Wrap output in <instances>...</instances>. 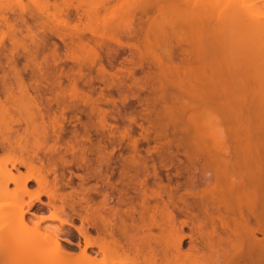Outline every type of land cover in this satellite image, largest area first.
Here are the masks:
<instances>
[{"label": "bare ground", "instance_id": "1", "mask_svg": "<svg viewBox=\"0 0 264 264\" xmlns=\"http://www.w3.org/2000/svg\"><path fill=\"white\" fill-rule=\"evenodd\" d=\"M61 1L65 3V6L57 1L61 6L56 7L57 2L47 0L50 6V2L54 4L52 7H56V12L59 11L58 8L61 10L64 6L62 13L56 14L58 16L62 14L60 16L62 19L60 18L59 21L63 28L75 25L74 29L69 27L65 32H61L62 28L55 30L56 26L50 24L48 15L53 13H44L42 10L45 7L40 8L41 10L33 8L28 11L20 8L0 12V26L4 25L7 28L5 31L0 30V43L5 36L10 43L7 54L3 55L0 52L2 54L0 56L6 57L8 61L4 64L6 66L8 64L11 72L8 74L2 69L3 74L0 75V106L2 105L0 115L10 117L11 114L7 115L6 111L12 109L8 113L13 112L12 116H16H13L14 118L11 116L8 122L9 119L6 120L8 117L3 115L4 123L13 121V126H16L6 124L3 126L7 129L9 128L7 125L10 126L8 130L0 128L1 132L7 130V133L0 134V151L7 154L5 163L10 165V168L4 169V174L0 178V201L9 199L13 204L26 206V209L19 207L15 213H11L13 220L26 226V215L37 216L31 211L35 203L46 207L50 212L49 215L39 216V221L34 224V227L38 229L39 223L43 221L57 222L58 225H53L44 245L50 247L54 254L60 255H69L74 251H72L74 246L80 251L82 260L87 264H138L141 262L143 264H264V16H258L252 0H246V3L248 2L246 5L243 0H220L225 3V7L218 15L217 0H182L183 2L181 0H143L142 2L138 0L140 3L137 1L135 3L137 5H134L123 19L117 18L122 24L117 23L118 21L116 22V18L114 19L111 14L113 9L115 11L122 6L123 0H117V4L111 5V8L107 5L110 1L113 4L115 0ZM118 1L122 3L120 6ZM47 2L45 4L48 6ZM37 5L39 7L40 3ZM116 6L117 9H115ZM53 10L55 9L51 11ZM102 10L104 16L111 15L105 16L107 20L103 16L106 21L103 17L100 18L105 25L102 27H106L105 30L101 27L102 29L98 32L99 25L91 30L92 23L89 25L87 21L93 16L97 17L96 20L93 17V21L97 23L101 21L98 19V14ZM88 17L90 19L86 20V23L81 21ZM91 20L90 22H93ZM124 20L126 21L122 22ZM79 22L80 24L82 22L81 25L87 24L89 31L82 26L78 28ZM100 23L102 24V22L98 24ZM165 25L176 26L190 33L194 38L193 43L187 48L178 44V47L182 46L178 50L176 45L168 44L167 47L161 43L159 50L164 46L160 51L162 53L155 44L154 52H157L154 56L153 49H150V52V47H146L153 44H149L150 41L147 40L153 33L154 27L163 33L162 29ZM148 34L150 35L147 36ZM83 39L89 41L84 43ZM82 40L85 46L93 42V46H87L89 47L87 51L90 53L89 65H97V68H94L97 77L90 78L91 76L88 75L90 78L88 80L91 84L95 79L99 80L106 90L115 87L119 95L117 102L123 103L121 106L125 105L129 97L138 98V93L136 94L138 90L153 94L147 104L150 102L154 104L156 94L153 92L159 90L164 95L165 86L175 83L176 92H169L170 94L167 93L166 96L173 101L177 115L172 107L170 108L172 111L166 108L174 112V116L168 112V109L164 112L167 115L171 114L170 117L167 116L170 120L175 116L180 117L179 119L184 115L187 117H185L186 121L179 123L180 125L172 124L173 134L180 133L186 136L191 132L193 142L198 141L196 143L198 144L200 137L195 133L198 127H196L194 112H203V110L207 112L206 109H212L211 112L214 113L213 109L217 111L218 106L227 123L231 125V138L229 141L224 139L220 142L217 158H200L184 151L185 161L176 158L184 173L179 171L180 165H175L172 158L165 161L160 159L157 163L161 166H174L172 168L176 169L175 174L165 175V183L156 170L151 175L120 173L117 177L119 182L137 180L140 190L136 189V191L132 188L135 192L133 196L129 194L132 189L130 191L128 188L117 189L109 185L110 175L102 172L97 176L102 186H98L97 183L90 188L76 189L68 186L70 189L68 188L69 191L65 192L66 185L62 184L65 181L62 182L63 170L66 168L64 166L71 164L75 153L83 147L77 145L78 141H75L78 142L77 144L72 141L75 135L64 140L62 124L67 110L65 105H69V102L62 101L63 93L60 94L59 90H62L60 84H63L61 83V76H63L67 79L66 82L72 83L70 86L75 92L76 82L74 83L72 78L77 79V76L73 75L76 74L75 70H78L81 62H78L77 69L72 67L74 68L72 70L70 67L69 70L63 71L60 65H63L70 56L67 58L66 55L61 56L62 52L59 50L62 48H59V44H63L66 48L71 45L70 48H73L76 47V45L72 46L73 43L80 42L82 45ZM142 41L149 44H145V49L141 46ZM119 48L129 49L131 54L122 61L131 66L126 67L125 63L123 67L119 66L116 71L111 72L114 60L120 56ZM218 54L221 55V59L217 62ZM149 55H151L150 58ZM19 56L25 60L21 68L17 67L16 59ZM74 63L77 62L74 61ZM1 65L3 63H0V70ZM83 65L88 66L87 63ZM142 66L147 67L148 71H144L143 79L136 78L134 70L136 67L141 69ZM80 70L77 71V75ZM27 71H29L28 79L23 76V73ZM173 73L177 79H173ZM178 73L182 77H179ZM81 74L84 73L81 72ZM84 75L87 76V74ZM126 78H131L130 85L125 84ZM79 80L77 79V82ZM88 80L86 78V81ZM90 82L87 83L91 87ZM76 85L78 89V83ZM92 88L89 89L91 92ZM16 90L19 95H16ZM104 92L100 89L99 94L97 93L96 98L93 99L91 98L93 93L90 94L91 97L88 95L90 92L85 93L91 98L88 100L92 104L88 106L91 108H89V114L97 117L102 128H108L105 118L109 111L99 108V103L112 104L114 107L116 98L113 99V95L103 94ZM21 101L26 104L23 105ZM60 101L66 103L64 107ZM145 101L148 102V99ZM196 104L197 107H195ZM4 105H9L11 108L9 106L4 108ZM21 111L24 114L26 111V115L24 116ZM187 111H191L190 114ZM23 117L27 118L21 120L22 124L19 120ZM73 119L70 117V120ZM88 122L91 121L88 120L87 124ZM20 125L24 127L20 129ZM33 138L36 141L31 140ZM29 139L32 142H38V144L34 142L38 148L34 144L35 149ZM78 147L81 148L78 149ZM85 149L87 148L84 147L80 151ZM68 154L71 155L70 160L65 159L68 156L64 155ZM83 160L84 163L86 162V166L83 167L87 168L88 165L89 168V161H85V158ZM19 168H24L26 172L22 173ZM59 169H62V172ZM180 178L183 179L182 182L179 181ZM148 180H152L155 189L147 188ZM31 182L38 185L39 189L35 193L29 192L28 186ZM10 184H13L14 188L9 189ZM180 184L183 185V192L176 196ZM108 186L112 192L107 191ZM24 195L28 196L27 201H24ZM164 196L166 200L163 199ZM41 197H45L47 201L42 202ZM98 197L100 201L95 204ZM150 201L154 204L150 205ZM179 216L184 218L179 219ZM75 219L79 220L80 225L75 224ZM161 223L168 224L170 237L168 241L162 237H159L161 239L159 240L158 235L155 238L154 233H151L152 229L161 231ZM184 227L189 229V233H184ZM74 232L78 234L82 244L80 240L73 243ZM258 234L261 237H258ZM186 238L189 246L187 250L182 251ZM61 241H64L66 245ZM28 245L26 251L30 258L26 257V261H29L27 263L43 264L41 262L44 261V257H42L41 249L44 245L36 244L32 239ZM145 254H149L150 259L145 256L148 259L136 261L135 257ZM98 255H102L103 258L99 260ZM120 255H124L125 258L118 259ZM2 259L3 255L0 252V261Z\"/></svg>", "mask_w": 264, "mask_h": 264}, {"label": "rangeland", "instance_id": "2", "mask_svg": "<svg viewBox=\"0 0 264 264\" xmlns=\"http://www.w3.org/2000/svg\"><path fill=\"white\" fill-rule=\"evenodd\" d=\"M54 1L55 2H57V1L62 2L61 0H54ZM116 1L117 0L113 1V4H112V1H110L109 4L107 5V7L111 8L112 7L111 5H114V4L116 5L117 4ZM137 1L138 0H123V2H122L123 4L118 1L119 2L118 6H120V3L122 4V6H120L119 8L116 6L115 9H117V8L118 9L115 10V11L113 9L114 7L112 8L113 11L110 9V12L112 11L111 15L113 16V18L114 19L116 18L115 21L117 20L118 22L117 21L116 22L119 23L120 20H118V19H123L126 16L127 12L130 11V9L134 8V5H135V3ZM142 1L143 0H141L140 2H142ZM243 1H244V5L248 4V2L246 3V0H243ZM45 2H47V0H45V1L44 0H0V12L1 11L2 12L3 11H7V10L9 11L10 9L11 10H14V9H18L19 10L20 8H24V9H27V10L28 9L31 10L33 8L34 9H36V8L43 9L45 7L42 10L44 13L45 12L50 13V14L53 13L55 15L54 18H53V16H54L53 14L48 15L49 18L51 17L50 19L48 18L49 21L51 20L50 24L52 23V25L54 24L53 25L54 27L56 26L55 30L56 29L59 30L58 28H62L64 31L62 30L61 32H65L66 30H68L69 27L70 28L73 27V26H69V27L67 26L68 28H65V27L63 28L62 23H60L61 21H59L60 18H61L60 16L62 14L60 16H58V15H59V13H62V11L64 9L63 8L65 6L64 2L61 3L62 5L64 4V6L61 8V10H60V8H58L60 12L57 10L58 15H56L57 14L56 7L61 6V4H58V2H57L56 7L55 6L52 7L54 4L52 5V2H50V4H51V6H50L49 3L47 2L48 6L51 8V10L55 9L52 12L51 10H49L50 8L47 6V4H45ZM72 2H73V0H72ZM39 3H40V5L38 7L37 4H39ZM42 4H45V5L41 6ZM252 4H253V7H254V10L259 14L258 16H260V17L264 16V0H252ZM224 7H225V3L223 1L217 0V15L222 12ZM103 12H104L103 10L100 11V13H99L100 15L98 14V19H100L101 17L104 16ZM107 12H108V10H107ZM11 15L13 16V14H11ZM108 15H105V16L107 17ZM111 15H109V16H111ZM57 16H58V18H57ZM90 17H92V16H90ZM93 17L95 18V16H93ZM93 17L91 18L92 20L88 17L87 19L83 18L81 21H84L83 23H86V20H88V19L93 21V19H94ZM105 18H104V20H105ZM96 19H97V17L95 18V20ZM48 20H47V22H48L47 24H49ZM90 20L87 21V24L90 25L92 23L91 24V28H92L91 30H93L94 27L97 28L98 25H99L98 28H97V29H99L98 32L102 28H104V27H102L104 25L103 20L100 19L101 21H99V22H102V24L101 23L98 24L99 22L97 23L96 21H93L94 23L95 22L97 23V25L95 23L96 26L94 25L93 22H90ZM106 20H107V18H106ZM125 21L126 20H124L122 22H125ZM88 22H90V23H88ZM29 24H30V21H29ZM55 24H58V25H55ZM81 24H82V22H81ZM81 24H80V22L77 23L78 28H82V27H84L83 29L89 28V26L87 27V24H85V25H81ZM120 24H122V23L120 22ZM52 25H49V26H52ZM53 26H52V28H53ZM80 26H82V27H80ZM74 27H75V25H74ZM74 27L72 29H74ZM105 28H104V30H105ZM154 28L152 29L153 33L151 32L152 34H151L150 38L148 37L149 38L148 40L145 38L147 41H150L149 44L150 43L153 44L152 45L153 48H151L152 46H146L145 45V44L148 43L147 41H145V39H143V40L145 42H147V43L142 41L144 43V45H143V43L141 44V46H143V47L144 46H146L147 48L150 47L149 51H150V49H153V55H154L155 52H157V51L154 52V50L156 49L155 47L158 46V50H159V45L161 43H164L165 45H167V47L169 46L168 44H170L171 46H175L176 45L177 47H178V44H180V45H182L185 48H187V46H189L190 44L193 43V39L194 38L192 37V35L190 33L184 32L183 30L177 28L176 26L165 25L163 27V29H162L163 33H160L158 28H156V27H154ZM6 29L7 28L4 25L0 26V30L1 31H5ZM80 30H82V29H80ZM105 33H106V31H105ZM148 33H149V31H148ZM23 34H24V30H23ZM85 34H87L86 36H88L87 32ZM149 35L150 34H148L147 36H149ZM89 37H91V35ZM83 40H84V43H86L85 41H89V40H86V39H83ZM83 40H82V45H81L80 42L76 41L78 43H73L72 44V46L76 45V47L70 48L71 45H70V47L68 46L70 49L68 47H67L68 48L67 49L63 44L58 42V43L61 44V45L59 44V48L60 49L62 48L61 49L62 51L59 50L60 52H62L61 56L64 57L66 55V58L68 56H70V58L68 57L66 59V61L63 62V65L62 64L60 65V67L62 66V68H63L62 70L63 71L69 70L70 67L71 68L75 67V69H77L78 66H79V63L81 62L78 70H75L76 74L73 75L74 73H72L73 76H77L78 80L80 79L77 82L76 77L72 78V79H74V83L76 82L75 83V92H77V94L74 92V90L70 86V85H72V83L69 84L70 82L69 81L66 82L67 79L64 78L63 76H61L62 77L61 83H63V84H60V86H61L60 89H62V90H59V92H60V94L63 93V97L64 98L60 95L61 96L60 99L63 98L62 101L65 100L66 103H67V100H68V102H69L68 103L69 105H67L66 103H65L66 104L65 105L64 102L60 101L62 107H64L63 105L67 106V108H66L67 110L65 111V121L62 124V127H64L63 128L64 130L62 129V131H63L62 134L65 136L64 140H67L68 137L70 139L71 136L73 137V135H75V137H73V138L71 137L72 141H74V142L78 141L79 143L78 142H75V143L76 144L78 143L77 145H80L81 147H83V148L78 147V149L81 148V149H79V151L84 149V147L87 148V149L89 148V150H87V149L83 150L84 153H80V152H83V151H80V152L78 151L77 153H75L74 156H75L76 159L77 158L78 159L76 160L74 158V156H73V159H72L73 163L71 162V164L64 166L66 168L61 167L62 169L63 168L65 169V170H63V174L64 175H63V180H62V182L65 180L64 181L65 183L64 182L62 183V184L66 185V186L64 185L65 186V188H64L65 192L68 190V188L70 186H73L76 189L90 188L93 185H95L96 183H97L98 186H100V185L102 186L100 180L97 178V176H98V174L100 172L110 175V180H109L110 184L109 185H111L113 187L115 186L117 189H121V188L127 189L128 188L129 191H130L133 188L134 190H136V189L140 190L138 182H137L136 179H132V181H130V182L129 181L119 182V181H117L118 175L120 173H122V172H125V173L130 174V175H135V174H140V175H142V174H150L151 175V174H153V171L156 170L157 171L156 173H158L160 176H162L163 183H165V180H164L165 179V175L166 174H170V175L175 174L176 169L172 168L174 166H172V167H163V166H161L160 163H157L160 159L165 161L168 158H172L174 160V164L175 165H177V166L180 165L179 166L180 169L178 168L179 171L184 173V171L182 170L181 164H178V160L183 159V161H185L184 151H187L188 153L195 154V155L199 156L200 158L201 157L202 158H208V157L217 158V150L219 148L220 142L222 140H224V139L229 141L230 138H231V125L229 123H227V121L225 120V118L223 116V113L221 112V110L219 109L218 106H217V111H215L213 109L214 113L211 112L212 109H206V108L205 109L207 110V112L204 111V110H203V112L202 111L201 112L199 111L197 113L194 112V115L196 117L195 121L197 123L196 127H198V128H196L197 131L196 132L194 131V132L197 133L196 135L198 137H200V139H199L200 142L198 144H196L198 141L196 143L193 142L192 137H191V132H189L188 135L186 134V136L181 135L180 133L173 134L172 131H171L172 124L176 123L177 125H180L179 123L186 121L185 117H187L186 115H184V116L181 115L182 118L179 119L180 118L179 117L180 114H179V116H178L179 118H177V116H175L173 119L171 118L172 120H170L168 118L171 115L170 113H172L173 114L172 116H174V112L176 113V111H177L176 108L174 110V107H173L174 104H172L173 101L169 100V96H168V99H167V96H166V95L170 94L171 92L172 93L176 92V86L174 85L175 83H173V84L170 83V84H167L166 86L164 84V86L166 87V92L164 91L165 92L164 95H162L159 90L156 91L157 93L153 92V93L156 94V96H155L156 98L153 96L155 98V100H156V103H154L155 105L152 104L151 102H150V104H147V103H149L150 96L153 95V94H149V92L145 91V90L144 91L143 90H141V91L138 90V91H136V94L137 93L139 94V95L137 94V96H138V98L140 100H138V98H135V97H129L128 101L126 103H124L125 105L121 106V104H123V103L117 102V101H119V98H118L119 95L117 94L118 92H116V90H115L116 88L115 87H113L114 89L111 88L112 90L111 89L106 90V89H104L103 83L101 84V82L99 80L95 79L92 82V84L88 80L89 76H91L90 78H92L94 76L97 77V75H95V72H96L95 69L97 68L96 67L97 65L96 66L91 65V64L89 65L90 59L88 57H89L90 53H88L87 50L93 44V42L92 43L89 42V43H87L88 45L85 46L83 44ZM91 41H93V40H91ZM0 44L2 46V47L0 46V52L3 53V55H4V53L7 54L8 49L10 48V43H9L8 37L5 36L2 39ZM149 44H147V45H149ZM155 44H156V46H154ZM164 44H162V45H164ZM3 46H4V48H3ZM87 46H89V47H87ZM182 46H180V47H182ZM162 47L164 48V46H162ZM180 47H178L176 50H178ZM163 48H161V49H163ZM175 48H174V50H175ZM64 49H65L66 52L64 51ZM144 49H145V47H144ZM161 49L159 50V52L161 51ZM119 50H121L120 53L118 54L120 56L118 57V55H117L118 58H116L114 60L115 61V62H113L114 66H112V68H111L112 71L110 70L111 72H114V70L116 71V68H118L119 66L123 67V64H125L126 62L122 61V60L126 59L127 56H129L131 54V52L129 51L128 48H126V49L125 48L124 49H120L119 48ZM146 52H147V49H146ZM1 53H0V55H2ZM67 53H68V55H67ZM160 53H162V52H160ZM175 53L177 54V51ZM146 55H148V54H146ZM21 56L17 57V59H16V61L18 60L17 61V65L18 66L17 67H19V68L22 67V63L25 61L24 58H22L23 56L22 57ZM150 56L151 55H149V58H150ZM120 57L123 58V59H121ZM2 58H3V65H1L0 75L3 74L4 70H6V72L8 74H11V72L8 69V64H7V66L5 65L8 60H6V57L0 56L1 61H2ZM149 58H146V59H149ZM151 59H152V57H151ZM220 59H221V55L218 54L217 55V62ZM74 61L77 62V63L79 62L78 65H77V63H74ZM84 61H86V62H84ZM84 63L88 64V66L86 65L87 68H86L85 65H83ZM81 64H82V66H81ZM64 66H66L65 67L66 70L64 69ZM128 66H131V65H129V64L127 65V63H126V67H128ZM83 68H84V70H83ZM143 68H145V67H143ZM143 68H141V69L138 68V67L135 68L134 76L136 78H138V77L142 78L143 75H145L144 71L145 72L148 71V70H146L147 67L145 69H143ZM2 69H3V72H2ZM72 70H74V68H72ZM79 70H80V72H78V75H79V73H80V75L78 76L77 75V71H79ZM90 70L92 72H90ZM154 70L155 69H153V71ZM28 72L29 71H27V73H23V76L26 79H28V77H29V75H28L29 73ZM81 72L84 73V74H87V76H85L84 74H81ZM168 72H170V71H168ZM171 72H172V70H171ZM167 73H166V76H167ZM178 74H179V77H182V75H180V73H178ZM82 75H84V76L82 77ZM174 75L175 74L173 73V77H174ZM84 77H85V79H84ZM175 77H177V76H175ZM175 77L173 79H177ZM86 78H87L88 81H86ZM62 80H63V82H62ZM124 80H125L124 81L125 84L130 85L131 78L130 79L126 78ZM87 82H90V85H92L91 86V87H93L92 88L93 89L92 92H91V90H89L91 87L89 86V83H87ZM77 83H78V89H77V85H76ZM83 83H85V85ZM100 89H102L103 92H104V90L106 91L103 94L108 93L111 96L113 95L112 96L113 99L116 98L115 101H116L117 104L115 103L114 107H113L112 104L103 103V102L99 103V108L109 111L107 116H106V118H105L106 123L109 125L108 128H102L100 126V124L98 123L97 117L95 115L92 116V115L89 114V111H90L91 108L88 107V106H91L92 104H90L91 101L89 102L88 100H90L91 98L92 99L96 98L97 93L99 94ZM134 89H135V86H134ZM134 89H132V90L135 93ZM76 90H78V91H76ZM79 90H80V92H79ZM136 90H137V88H136ZM15 92L17 93L18 90H16ZM82 92H83V95L81 94ZM85 92L87 94L90 92L88 94L89 96H90V94L93 93L92 97L91 96H90L91 98L88 97ZM79 93L81 94V98H80V94ZM16 95H19V94L17 93ZM46 95H48V93H46ZM85 96H86V98H84ZM87 97H88V99H87ZM153 97H151V98H153ZM144 98L148 99V102H146ZM85 100H86V103H85ZM142 100H144V101L140 102ZM21 103H24L23 105L26 104L24 101L23 102L21 101ZM171 104H172V106H170ZM72 105H74L75 107L73 106V108H72ZM6 106L4 105V108ZM68 106H70L72 109H74L75 112ZM197 106L198 105L196 104L195 107H197ZM1 107H2V105L0 106V111L2 110ZM166 107H168L169 109L172 107L174 112H171L172 109H170L171 110L170 111ZM165 109H168L169 111L165 110ZM11 110L12 109H10L8 111L11 112ZM68 110H70V111L67 112ZM3 111H4V109H3ZM8 111H6L7 112L6 114L7 115L11 114V116H12L13 112L12 113H8ZM85 111H87L88 113L87 112L85 113ZM164 111L165 112H167V111L170 112L169 115H167ZM22 112L23 111H21V113ZM24 112H25V114L24 113H22V114L25 116L26 115V111H24ZM190 112L191 111H189V112L187 111L188 114H190ZM1 113H2V111H1ZM14 113H17V112L14 111ZM87 114L90 115L91 119L88 118L89 115L87 116ZM3 115L4 114L0 115V128H6L5 126H3V125H6V124L11 125L12 127L16 126V125L13 126V123H12L13 121L11 122L12 124L11 123H4L5 120L3 118ZM23 115H21V116H23ZM176 115H177V113H176ZM13 116L16 117L15 115H13ZM73 116H75V117H73ZM5 117H8V118H6V120L9 119V120H7L9 122L10 121V117L9 116H5ZM19 117H20V113H19ZM70 117H71V119L75 118V120L74 119L70 120ZM25 118H27V117H25ZM25 118L23 117L21 119L20 118H16V119H20L19 121L23 124V122H22L23 120L22 119H25ZM66 120H68V121H66ZM88 120H90L91 122H88V124H87ZM20 126H21L20 129H22L24 127L23 125H20ZM7 127L10 128V126H8V125H7ZM1 130H3V129H1ZM7 130L2 131V132H4V133L6 132L7 133ZM72 130H73V133H72ZM2 132L0 133L1 135H2ZM64 132H65V134H64ZM71 133H72V135H71ZM198 137H196V138H198ZM83 139H86V140H83ZM31 140H35V139L33 138ZM34 142H32L33 146L36 143V142L35 143ZM28 144H29V142H28ZM36 144H38V142ZM36 144H35V146L38 148V145H36ZM100 145L103 148L102 147L100 148L99 147ZM36 147H35V149H36ZM97 147L100 148V151L98 150L99 148L97 149ZM39 149H40V146H39ZM78 149H76V150H78ZM101 149H102V151H101ZM3 153L0 151V178H2V176L4 174V169L5 168L6 169L10 168V165L5 163L6 158H7L6 157L7 154L5 155ZM64 156L65 157L68 156L65 159H69V156H70V159H71V155L70 154L64 155ZM80 156L82 158H79ZM83 156L85 158V161L86 160H87V162L89 161V163H88L89 164V168H88V165H87L88 170H87V168L83 167V166H86V162L85 163L83 162L84 161L83 160L84 159ZM73 160L74 161L76 160L75 161L76 163ZM80 161L83 162V165H82V163H80ZM74 163L76 165H78V167ZM79 165L83 169L80 168ZM62 169H59V171H61ZM19 171H21L22 173L26 172L24 168H19ZM69 171H70V173H69ZM12 172L16 173L15 170H12ZM65 175L68 176V177H66ZM148 181L149 182L147 183V188L148 189H155V185L152 183V180H148ZM179 181L182 182L183 179L180 178ZM70 183H71V185H68ZM64 186H62V187H64ZM10 188H14V185L10 184L9 185V189ZM28 189H29V192L35 193L39 188H38V185L35 182H31V183H29ZM64 189L62 188V191H64ZM108 189H111L110 186H108ZM108 189H107L108 192L109 191L112 192V189L111 190H108ZM133 189L131 190V192H129V194L131 196H133L135 194ZM181 192H183V185L182 184L179 185V188H178V191L176 193V196L179 193H181ZM23 199H24V201H27L28 200V196L24 195ZM163 199L166 200L167 199L166 196H164ZM41 201L42 202H46L47 199L45 197H41ZM98 201H100L99 197L96 198L95 204H97ZM152 204H154V202L150 201V205H152ZM159 205L161 206V204H159ZM178 205H181V204L178 203ZM19 207H22L23 209H26L25 205L20 206V205H17L15 203L13 204V203H11V200L9 201V199H8V201L7 200H5V201L1 200L0 201V252L3 255V259L0 261V264H28L27 262H29V261H26V257L29 256V255H28V251H26V250H28L27 247L29 246L28 244L30 243L31 239L36 244L44 245L46 240H47V238L49 237L48 235H49L51 229L53 228V225H58L57 222L43 221V222L39 223L38 229H36L34 227V224H36V222L39 221V219H38L39 216H47L50 213L47 210L46 207H44V206L42 207V205H39L38 203H35L32 206V208H31V211L34 212L37 216L33 217V216L26 215V221H25L26 226L25 225H21L18 222H16L15 220H13V218L10 216L11 213H15L18 210ZM63 217L65 219L66 218L68 219V217H65V216H63ZM183 218H184L183 216H179V219H183ZM74 222H75L76 225H80V222H79L78 219H75ZM161 227H162L161 231H159L157 229H152L151 233H154V235H155L154 237L155 238H157L156 236L158 235V239H159V237L160 238L162 237L165 241L170 240V237H169V234H168V230H169L168 224L161 223ZM66 228H69V227L66 226ZM184 233H189V229L187 227H184ZM74 234H75V237L72 238L73 243H77L78 240H80L81 244H82V240L78 239V234L75 233V232H74ZM258 237H261V235L258 234ZM159 240H161V239H159ZM61 243L66 245V243L64 241H61ZM188 246H189L188 245V239L186 238V239H184V242H183V245H182V251L187 250ZM44 247H47V246L44 245ZM44 247L41 249L42 250L41 253L43 255L42 257H44V261L41 262L43 264H87L86 262H84L82 260L83 258H82V255H80V251H78V249L76 247H74V246H72V251L73 250L74 251L71 252L69 255L54 254V251H52L50 249V247H47V248H44ZM145 256L149 257V259H150V255L149 254L148 255L145 254V255L141 256L142 258L140 256L138 258L135 257V259H136V261L138 259V261L141 262V260H143V259H145V260L148 259V258H145ZM29 258H30V256H29ZM97 258L100 260V259L103 258V256L102 255H98ZM124 258H125L124 255L118 256V259H124ZM40 261H42V260H40ZM141 263L143 264V262H141ZM141 263H138V264H141Z\"/></svg>", "mask_w": 264, "mask_h": 264}, {"label": "flooded vegetation", "instance_id": "3", "mask_svg": "<svg viewBox=\"0 0 264 264\" xmlns=\"http://www.w3.org/2000/svg\"><path fill=\"white\" fill-rule=\"evenodd\" d=\"M1 62L3 63V58H2V61H1V59H0V63H1Z\"/></svg>", "mask_w": 264, "mask_h": 264}]
</instances>
